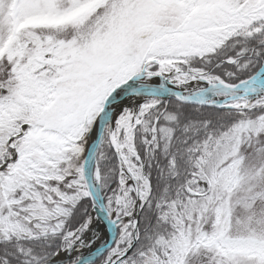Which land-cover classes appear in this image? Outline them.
Returning <instances> with one entry per match:
<instances>
[{"label":"snow or ice","instance_id":"snow-or-ice-1","mask_svg":"<svg viewBox=\"0 0 264 264\" xmlns=\"http://www.w3.org/2000/svg\"><path fill=\"white\" fill-rule=\"evenodd\" d=\"M0 264H264V0H0Z\"/></svg>","mask_w":264,"mask_h":264}]
</instances>
